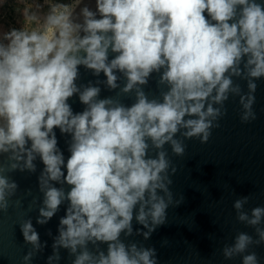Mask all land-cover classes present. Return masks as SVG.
Masks as SVG:
<instances>
[{
	"label": "clouds",
	"instance_id": "1",
	"mask_svg": "<svg viewBox=\"0 0 264 264\" xmlns=\"http://www.w3.org/2000/svg\"><path fill=\"white\" fill-rule=\"evenodd\" d=\"M44 4L46 9H24V26L0 31V156H6L0 211L9 209L19 189L8 173H35L39 159L44 167L37 177L42 199L36 223L47 224L66 204L47 264H60L61 249L73 256L72 264H158L156 247L122 235L149 239L168 221L173 203L185 199H176L171 188L176 168L166 144L183 155L181 137L207 142L230 95L239 97L243 122L256 119L264 0H95V9L85 0ZM80 66L106 79L80 84ZM153 73L166 85L162 98H149L143 88ZM234 77L246 80L248 90ZM101 84L135 90L136 99L127 105L101 98ZM76 94L85 105L79 112L69 102ZM57 127L70 134L67 159ZM248 200L241 196L233 207L256 235L239 232L223 256L261 264L248 249L264 243V205L249 213ZM134 220L143 227L134 228ZM19 226L31 245L24 264H32L48 242L31 216Z\"/></svg>",
	"mask_w": 264,
	"mask_h": 264
},
{
	"label": "water",
	"instance_id": "2",
	"mask_svg": "<svg viewBox=\"0 0 264 264\" xmlns=\"http://www.w3.org/2000/svg\"><path fill=\"white\" fill-rule=\"evenodd\" d=\"M85 2L95 9V0ZM114 55L110 52V58ZM80 73V84L106 79L103 72L97 77L84 66H80ZM158 81L159 74L153 73L148 83L143 85L149 98H162V92L166 91V85ZM234 82L239 83L244 91L248 90L246 80L234 77ZM124 83L125 79L121 76L120 88ZM257 83L255 120L243 122L240 118L239 97L230 95L225 102L227 111L220 118L219 126L213 128L207 142H201L196 137H181L185 143L183 155L175 154L171 145H165L176 168L172 174L171 188L176 199L182 195L185 199L178 206L173 203L168 209V221L158 226L149 239H144L142 234L136 232L131 236L122 235L126 242L136 241L156 247L158 264H242L241 256L225 259L222 250L241 231L256 235L254 226L237 218L234 201L248 195L245 209L249 213L251 208L264 205V78ZM120 88L110 89L101 84L100 96H112L131 105L136 99L135 90L124 93ZM69 102L76 112L85 108L78 94L70 97ZM56 133L58 144L67 159L70 156V134L61 133L58 127ZM5 160L6 156H0V162ZM36 163L35 173L19 170L8 173L18 182L19 189L11 198L9 209L0 211V264H24L23 257L31 245L24 241L19 224L28 216L32 217L41 241L48 242L44 251L33 257L32 264H47L46 257L53 251V237L57 234L60 217L65 215L66 204L60 206V211L47 224L36 223L39 200L42 199L37 177L44 167L39 159ZM65 187L70 188L69 185ZM17 200L21 201L19 205L15 203ZM133 225L134 228L143 227L135 220ZM49 230L52 235H49ZM89 247L95 250L94 245L90 244ZM100 247L106 250L107 244H101ZM248 251H255L261 264H264V243L253 244ZM61 255L60 264H72L73 256L66 249H61Z\"/></svg>",
	"mask_w": 264,
	"mask_h": 264
},
{
	"label": "rangeland",
	"instance_id": "3",
	"mask_svg": "<svg viewBox=\"0 0 264 264\" xmlns=\"http://www.w3.org/2000/svg\"><path fill=\"white\" fill-rule=\"evenodd\" d=\"M37 4H43L44 8H47L44 0H0V31L24 26L26 23L24 9L35 8Z\"/></svg>",
	"mask_w": 264,
	"mask_h": 264
}]
</instances>
